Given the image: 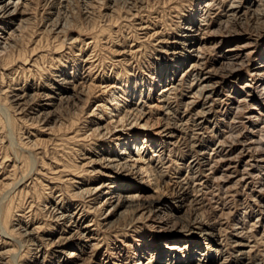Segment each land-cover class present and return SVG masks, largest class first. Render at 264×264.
Returning a JSON list of instances; mask_svg holds the SVG:
<instances>
[{
    "label": "rangeland",
    "instance_id": "1",
    "mask_svg": "<svg viewBox=\"0 0 264 264\" xmlns=\"http://www.w3.org/2000/svg\"><path fill=\"white\" fill-rule=\"evenodd\" d=\"M188 2H191V6L194 4L193 0H60L56 3L51 0H31L20 33L10 43L11 47L7 53L0 57V110H8L10 118V124L7 126L5 115L0 112V130L3 132L1 134H4L3 138H0V224L13 231L10 238L14 240L11 243L7 240L6 244L0 247V253L8 252L7 255L0 256V264H32L34 260L41 261V264H62L68 259L69 252L80 256L79 260L71 258V264H115V261L118 264H132L133 253L136 254L141 240L146 243L159 242L158 230L153 228L152 220L149 221L145 217L137 220L138 216L123 212L121 215L115 214L104 223L102 218L107 208L100 204L106 189H102L98 199L91 203L74 195L78 188L95 186L104 180L101 164L93 167L97 173L90 174L92 169H88L86 173L87 168L81 167L85 163L83 159L103 156L117 149L113 139L89 136L95 119L88 115L97 105H101L102 109L97 113L107 118L111 109L109 95L95 93L97 90L88 93L84 89L85 93L77 91L68 103L34 102V97H31L27 99L28 107L20 113L11 109L10 101L11 93H15L16 89H21L23 93L31 96L34 93L53 92L55 88L49 85L58 80L60 73L66 74L68 79L73 78L76 83L85 81L86 85L92 84L94 87L99 83L109 84L124 80L123 89L128 88L130 95L132 94L128 100L130 104L148 101L147 98L155 99L160 87H154L151 91V77L161 74L171 66L173 60L181 57L180 54H170L173 47L180 53H184L185 49L178 44L170 46L159 44L160 40L156 41L155 38H143L141 32H136L137 23H147L151 29L172 37L181 25L182 19L179 18L190 16ZM57 21L63 27L60 32L54 30ZM257 34L249 57L251 63L258 59L261 49L264 51L263 26ZM137 37L140 41H135ZM172 41L170 39L167 42ZM131 45L135 46L134 50L139 51L120 61L121 54L117 52L127 50ZM83 61H86V72L79 69ZM213 61L215 62L214 57L211 56L206 67L215 66ZM188 63L186 60L178 72L181 73ZM241 69L240 76L226 80L227 83H234L230 86L231 99L240 95L233 93L235 90L241 92V85L255 84L249 75L250 69ZM185 88L186 82H182L181 90L175 96L176 102H170L169 112L173 114L166 116L170 122L181 118L186 122L190 117L191 113L184 112L187 116L182 114L184 108L181 104L186 97ZM68 94H71V90ZM231 101L224 99L216 100L215 103L214 100L207 118L209 123L203 131H196L190 124H186L175 148H171L168 163L160 172L166 181L173 179L172 181L184 182L190 200L195 197L193 204H199L197 206L200 210L196 212H200L198 215L204 218L217 217V225L214 227L218 234H221L223 251L218 259H226L227 264H264V193L256 190L259 182L264 180V161L261 174L256 177L250 175L246 187L238 182L240 177L244 176L246 179L249 176L245 166L248 156L252 154L240 153L239 145L246 139L243 137L245 126L241 127L237 119L234 124H230L226 107ZM154 113L161 114L157 111L152 114ZM224 126L227 129H224ZM127 129L128 127H125L124 131ZM224 132H227V136ZM7 134L13 139V146H9ZM216 147L220 148L211 156L216 162L213 163L210 173L205 172L203 164L210 161L209 149ZM134 149L132 148V151ZM257 153L259 156L260 152ZM112 178L115 183L120 181L134 186V182L123 173L118 172ZM18 182L23 183L22 189L12 192L10 186L12 188ZM152 183L147 185L150 192L154 189ZM54 207L63 212H75V219L79 217L78 225L55 221L50 214ZM7 209L10 216L6 212ZM173 213L178 216L179 222H192L194 217L189 210L181 211L176 208ZM259 217L262 221L257 224L256 219ZM2 220H7L6 224L2 223ZM86 225L90 226L89 231H93L88 237L94 238L92 244L96 247L90 253L88 249L80 253L75 245V238L77 233H87L82 230ZM25 227L32 231L30 239L19 234L18 228ZM195 227L193 225L194 229ZM62 237L70 240L67 246L58 251L60 253H56L52 248L53 243ZM159 243L164 244V241ZM239 243L241 246L238 248ZM194 244L202 245L203 240L195 239ZM237 252H244L241 256L243 258L237 259ZM167 260V257H164L161 264H166ZM152 261L154 264L155 260ZM214 261H217L215 254Z\"/></svg>",
    "mask_w": 264,
    "mask_h": 264
},
{
    "label": "bare ground",
    "instance_id": "2",
    "mask_svg": "<svg viewBox=\"0 0 264 264\" xmlns=\"http://www.w3.org/2000/svg\"><path fill=\"white\" fill-rule=\"evenodd\" d=\"M58 1L60 0H51L52 3ZM30 2L31 0H0V57L7 53V50L11 47L10 43L16 35L20 33L24 24L23 18ZM193 2L194 4H192V6L190 5L191 2H188L191 11L190 16L179 18L180 20L182 19L180 22L181 25L177 28L176 35L172 37H167L164 33L151 29L149 27L150 25H147V23L138 22L136 26L137 29L135 28L136 32H141L145 39L155 38L156 41L160 40L159 44H170V46L178 44L182 46V49H185L184 53H180L173 47L170 54L173 56L180 54L181 57L173 60L171 66H168L164 72L161 74H154L151 77L149 82L151 91L154 87H160L158 93L155 95V99L147 98L146 100L148 101L141 102L138 100L139 102L130 104L128 100H130L129 96L132 97V94L130 95L128 88L123 89L124 87L122 84L124 80L109 84L99 83L97 87H94L92 84L86 85L85 81L76 83L73 78H66V74L64 73H60L58 80L54 81V84L49 85L51 88L52 85L55 88L53 92L50 91L41 94L34 93L31 96L23 93L21 89H16L17 91H15V93L14 91L11 93L10 107L16 112L19 111V113L25 111L28 107L27 99L31 97H34V102L68 103L70 99H73V95L77 91L80 90L81 93L84 92V89H86L88 93L97 90L95 93L109 95L111 109L108 112V116H106L107 118L97 113V111H100L101 105H97L88 115V117H93V119H95L89 130V136L92 135L105 138L106 140L113 139V141L116 142L115 146H117V151L111 150V152H107L106 155L103 156L94 155L95 158L88 157L83 159L85 163L81 165V167L87 168L86 173L88 169H92L91 172H89L90 174L97 173V171H94L93 167L97 164H101L100 166H102L101 168L104 170L102 172L104 180L88 188L80 189L77 187L78 192L74 195H78L84 200H89L87 202L91 203L98 199L102 189H106L103 193L104 198L102 204H100L103 208H107L106 214L102 218L104 223L115 214L119 213L121 215L123 212H129L130 214L138 216L137 220L143 217L149 219V221L152 220L153 228L155 227V229L158 230V235L160 236L158 241H164V244H160L159 242L157 244L156 242L146 243L141 240L136 254L133 253L134 261H132V264L134 262L135 264H153L152 259L155 260L154 264H161V260L164 257L168 259L166 264H227L226 259H218L223 251H221V234L219 235L214 227L217 225V217L206 216L207 218H204L202 215H198L200 213H196L200 210L199 206H197L198 203L196 205L193 204L192 201L195 198L192 197L193 195H191L193 200H190V195L187 187L183 184L184 182L178 180L172 181L173 179L166 181V178L160 172V169L168 163L171 156V148H175L176 143H178L180 139L181 130L185 128L184 126L186 124H190L199 132L206 128L207 123H209L207 118L214 100L215 103L216 100L220 101L226 99L229 102L232 100L226 107L230 119L229 122L230 124H234L237 119V121H240L239 124L241 127L242 125L245 126V134L243 137L246 139L243 140L242 143L240 142L241 145H239V149L240 153H245L246 155L252 154L248 156L247 165L245 164V169H247L250 174L246 179L244 176L240 177L238 182L246 187L247 180L251 177L250 175H255V177L257 175L259 176L263 169L261 165L264 161V51L262 52L261 49L258 59L254 60L253 63L249 61V57L252 54V44L255 43V39L258 37L257 33L259 29L262 26L264 27V0H193ZM45 5L47 4L45 3ZM62 28L63 27L57 21L54 30H59L58 32H60ZM151 32L152 34H150ZM170 39L173 41L168 43L167 41ZM137 40L140 41L138 37L135 41ZM134 48L135 46L131 45L127 50L117 52V54H121L119 57H121L122 60L120 61L132 57L139 51L134 50ZM223 48L224 50H222ZM211 56L214 57L215 62L213 61V63L215 64L213 65L215 66L206 67V64L210 63L208 60ZM186 60L189 61L187 67L183 71L180 70L181 73H179L178 70L183 67ZM85 62L86 61H83V64L79 67L81 71L86 70L84 66ZM242 67L250 69L249 75L252 77L253 81H255V84L245 83L241 85L239 88L242 93L235 90L233 95H240L231 99L230 92L232 87L230 86H233L234 83H227L226 80L227 78L233 79L240 76ZM182 82H186V88L184 90V95L186 97L181 104L184 108L182 114H184V116L186 115L184 112L191 114L188 120L186 119V122H184L185 120H181L182 118L175 122L172 120V122H170L166 117L170 114L169 111L171 106L169 107V105L171 101L176 102L175 96L176 93L181 90ZM137 88L138 87H136V89ZM219 89L220 91H218ZM70 90L71 94H68ZM134 91L135 89L133 86V92ZM155 111L160 112L162 115L157 113L152 114ZM0 112L5 115V123L8 126V124H10L8 110L2 108ZM197 121L199 122L196 124ZM125 127H128V129L124 131ZM224 129H227V127L224 126ZM1 133L3 132L0 130V134ZM224 133V135H226L227 132ZM3 135L1 134L0 138H3ZM7 135L9 137L7 140L10 141L9 146H13V139L10 138V134ZM232 142L230 145H232ZM132 148L135 149L132 151ZM219 148L209 149V151H211L209 155L210 161L203 164V167L206 168L205 172L207 171L210 173L212 171L213 163L216 162V160L211 156H214ZM257 152H260L259 156ZM211 159H213V162H211ZM190 166L192 167L193 165L190 163ZM118 172L123 173L127 178L129 177V179L134 182V186L127 183L123 184L120 181L117 183L113 182L115 179L112 177ZM151 183L154 189L150 192L147 185H151ZM22 184L21 182L15 183L12 188L10 186V190L12 192L18 189L21 190ZM256 190L259 193H264V180H262L261 183L259 182ZM12 192H9V194ZM176 208L177 210H189L192 212L194 215L192 222H179L178 216L173 213ZM7 210L6 212L10 216V211L9 209ZM50 214L55 221L68 222L74 226L78 225L79 217L77 216L78 218L75 219V212H63L61 209L54 207ZM256 220L258 224V222L262 221V218L259 217V219ZM4 222L6 224L7 220H4L2 223ZM2 225L4 224H0V247L7 240H9L10 243L14 241L10 238L11 235H13V231L6 229L5 226ZM193 225L196 226L195 229ZM89 227V225H86L82 229L87 233H80V235L77 233V237L75 238V242H77L75 245L78 247L77 249H79L80 253L84 251V249H88V253H90L93 248L96 247L94 243L92 244L94 238L88 237L89 233L93 232L89 231ZM240 228L241 227H239V229ZM194 230L199 231V233L197 232L198 234H196ZM18 231H20L19 234L23 237H29V239L32 237V231H28L27 227L18 228ZM198 238L203 240V246L194 244V240ZM69 240V238H59L55 244L53 243V251L60 253L58 251L67 246ZM51 245L52 244H50V246ZM240 246V243L237 244L238 248ZM7 253L6 251L1 252L0 256L7 255ZM243 253L237 252L235 257L241 259L243 258L241 257ZM214 254L217 256V261H214ZM67 257L68 259L63 261L62 264H71V258H78V260L80 258V256L77 257L74 252L67 253ZM41 263V261L34 260L32 264ZM99 264L103 263L100 262ZM115 264H118V262L115 261Z\"/></svg>",
    "mask_w": 264,
    "mask_h": 264
}]
</instances>
